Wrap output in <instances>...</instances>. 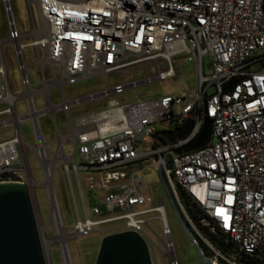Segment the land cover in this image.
<instances>
[{
  "label": "built area",
  "instance_id": "1",
  "mask_svg": "<svg viewBox=\"0 0 264 264\" xmlns=\"http://www.w3.org/2000/svg\"><path fill=\"white\" fill-rule=\"evenodd\" d=\"M1 1L9 31L8 36L0 32V130L15 128L16 134L0 141V183H25L31 189L46 185L52 197L51 227L55 223L69 240L113 225L117 233H140L156 264L158 250L163 263L168 258L170 264H180L168 201L164 196V204L160 199L154 204L138 175L163 165L183 214L208 247L213 264H264V70L257 68L264 60V0H28L27 32L19 30L12 0ZM7 43L13 44L19 62L21 94L10 82ZM27 49H33L31 61ZM180 60L196 65L195 89L133 102L117 99L157 81L177 80ZM146 69L153 74L133 77ZM119 74L131 79L112 85L110 77ZM98 76L105 77V88L67 97L68 86ZM212 86L215 91L209 93ZM54 92L61 96L58 103L53 102ZM37 96L44 97L43 106H37ZM20 100L26 101L27 114L18 112ZM103 101L101 110L72 113ZM59 112L64 113L65 131L56 117ZM45 116L53 119L54 140L42 129ZM206 117L212 119L208 143L182 150L201 134ZM189 119L194 123L186 136L171 142L163 135L178 133ZM27 120L33 123V143L22 131ZM165 122L171 128L161 130ZM31 150L42 163L43 183L33 177ZM58 163L70 178L79 210L72 229L65 227L54 189ZM84 187L102 192L101 201H88ZM181 192L201 209V226L189 215ZM154 220L166 237L164 249L151 226Z\"/></svg>",
  "mask_w": 264,
  "mask_h": 264
},
{
  "label": "rangeland",
  "instance_id": "2",
  "mask_svg": "<svg viewBox=\"0 0 264 264\" xmlns=\"http://www.w3.org/2000/svg\"><path fill=\"white\" fill-rule=\"evenodd\" d=\"M14 7L15 19L17 21L20 32H27L31 28V18L28 9V0H12ZM35 14L38 17V9L35 4ZM8 18L4 11V5L0 0V32L2 36H8ZM5 61L8 69V74L10 82L12 84L13 91L16 94L23 93L24 89L22 86V78L19 71V62L14 55L13 44L7 43L4 47ZM27 61H31L33 58V49H27L25 51ZM178 68L181 69L182 73L178 76L177 80L169 79L164 82L157 81L140 88L132 89L126 94L119 96L117 99L124 102H133L137 98H147L154 97L162 94H172L179 93L183 89H195L197 85V69L193 62L188 60H180L176 62ZM31 73L37 76V70L35 66H31ZM253 69L256 66L252 67ZM153 72L150 69H146L144 72L137 74L134 73L133 77L138 79L143 76L152 75ZM130 75L119 74L112 76L109 82L114 85L117 83H124L130 80ZM107 86V82L104 76L93 77L89 79H84L78 81L71 86L66 88L67 97L69 99L77 96H84L89 93L98 92ZM215 87L209 88V93H213ZM60 95L58 92L52 94L53 102L58 103L60 100ZM37 106H43L44 97L37 96L36 98ZM106 101L93 103L87 106H82L80 108L74 109L72 111L73 115L77 116L81 113L98 111L105 107ZM29 111L26 101L20 100L18 102V112L20 114H27ZM66 115V114H65ZM57 120L61 128L65 131V120L64 113L59 112L56 115ZM42 129L44 133L48 136L50 140L56 138L55 127L53 124V119L51 116H45L41 119ZM171 128L169 122H165L160 126L161 130H168ZM23 134L28 138L30 142H35V135L33 129V123L29 120L23 122L22 124ZM16 134L15 128H7L0 130V141L6 140L13 137ZM154 143L153 140H149ZM51 147L56 149V144H52ZM30 158V164L33 171L34 179L43 183L45 181V173L42 167V163L31 150L28 154ZM140 177L145 180L146 188L144 193L152 197L154 204L161 198L165 196L164 189L159 181L158 171L154 167L150 166L144 171L139 172ZM74 184L77 190V197L79 204L81 206L82 200L81 195L77 187L76 180L74 179ZM36 189V195L38 198L39 208L41 211L42 222L40 224V232L43 240V245L45 253L49 264H95L97 255L105 236L117 233L113 225L103 226L96 228V232L81 235L74 239L69 240L64 233H59L56 224L52 223V197L49 188L46 185H39L33 187ZM54 189L59 202L61 215L67 229H72L78 219L79 210L75 203L74 194L71 187V182L68 174L64 171L61 163H58L54 172ZM84 194L88 201L91 203L101 201L102 192L94 188L84 187ZM89 204V203H88ZM81 213H83L81 209ZM168 219L172 229V239L175 244V252L180 260V264H200L197 255L196 248L194 247L191 240L188 238L186 232L181 226L179 220L173 213L170 206L168 207ZM152 228L155 229L156 233L162 239L161 244L164 249L163 241L166 237L163 234L162 229L158 221L154 220L151 222ZM73 232V231H72ZM155 242H158V237L154 234H150ZM157 256L159 259V264H170V259L166 258L164 263L161 258V252L157 251Z\"/></svg>",
  "mask_w": 264,
  "mask_h": 264
},
{
  "label": "water",
  "instance_id": "3",
  "mask_svg": "<svg viewBox=\"0 0 264 264\" xmlns=\"http://www.w3.org/2000/svg\"><path fill=\"white\" fill-rule=\"evenodd\" d=\"M235 84L231 86L233 88ZM189 119L176 134L163 132L171 142L186 136L193 127ZM212 119L205 118L200 140L192 146L197 149L210 139ZM171 157L167 158V163ZM159 181L165 198L179 220L188 238L196 248L200 264H213L208 253L198 241L195 231L183 214L165 176L164 166L158 168ZM165 198L160 202L165 203ZM41 211L36 193L28 184L0 183V264H49L40 232ZM95 264H156L147 240L134 231H123L103 238Z\"/></svg>",
  "mask_w": 264,
  "mask_h": 264
},
{
  "label": "trees",
  "instance_id": "4",
  "mask_svg": "<svg viewBox=\"0 0 264 264\" xmlns=\"http://www.w3.org/2000/svg\"><path fill=\"white\" fill-rule=\"evenodd\" d=\"M257 68H258L259 70H264V60H260V61L258 62ZM203 128H204V127H203ZM202 131H203V129H202ZM159 133H161V131H159L158 134H159ZM201 133H202V132H201ZM200 136H201V134L198 136V138H197L195 141H193V142L190 143L189 145L183 147L182 150H184V151H192V150H194V149L191 150V148H192L193 145H195V144L200 140V139H199ZM181 198H182V201H183V203H184V205H185V207H186V209H187L189 215L191 216V218L194 220V222H195L196 224H198V225L201 226V222H200V220L203 218V215H202L201 209L198 208L195 204H193V203H192V202L186 197L185 193H183V192H181ZM92 204H94V203H92ZM206 231H207V230H206ZM195 234H196V237H197L198 241L200 242V244L203 246V248L205 249V251L209 254L210 252H209L208 247H207V246L205 245V243L200 239V237L198 236V234H197V233H195ZM212 237H213L214 239H216V240L218 239L216 235H212ZM219 243H220V245H222L224 248H226V246H225V244H224V243H225L224 240L220 239V240H219Z\"/></svg>",
  "mask_w": 264,
  "mask_h": 264
}]
</instances>
